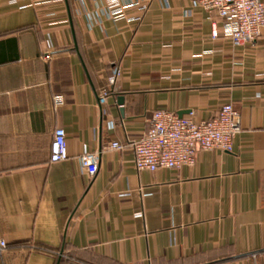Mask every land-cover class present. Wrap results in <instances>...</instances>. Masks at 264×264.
<instances>
[{"label":"crops","instance_id":"crops-1","mask_svg":"<svg viewBox=\"0 0 264 264\" xmlns=\"http://www.w3.org/2000/svg\"><path fill=\"white\" fill-rule=\"evenodd\" d=\"M140 1L130 21L106 0H0V264H264V30L234 45L194 0ZM227 102L229 152L137 171L118 147L155 109L202 121ZM59 130L69 158L51 162Z\"/></svg>","mask_w":264,"mask_h":264},{"label":"built area","instance_id":"built-area-1","mask_svg":"<svg viewBox=\"0 0 264 264\" xmlns=\"http://www.w3.org/2000/svg\"><path fill=\"white\" fill-rule=\"evenodd\" d=\"M15 2L16 0H8ZM40 2L44 0H31ZM196 6L215 13L220 25L212 24V37L220 35L234 45H248L257 40L264 30V0H194ZM136 8L139 13L129 16L128 9ZM146 5L140 0H106L104 12L115 20L128 18L139 21ZM47 53L46 56H48ZM111 81L116 80L121 71L118 65L111 68ZM108 88L103 89L101 99L109 95ZM55 104L63 105L64 97L55 96ZM150 127L137 139H128L120 144V149L130 148L134 153V165L137 171L159 169H181L196 162L199 152L207 150H232L234 137L241 132L239 110L230 102L224 103L209 119L195 121L193 113L180 115L168 109H155L150 117ZM69 158L67 139L63 131L55 133L51 144V162ZM83 170L94 176L98 171L96 152L79 155ZM8 244L0 239V255L6 253Z\"/></svg>","mask_w":264,"mask_h":264},{"label":"water","instance_id":"water-1","mask_svg":"<svg viewBox=\"0 0 264 264\" xmlns=\"http://www.w3.org/2000/svg\"><path fill=\"white\" fill-rule=\"evenodd\" d=\"M120 102H121V103L123 102V97H121V100H120Z\"/></svg>","mask_w":264,"mask_h":264}]
</instances>
